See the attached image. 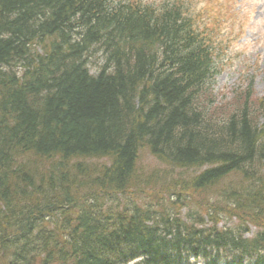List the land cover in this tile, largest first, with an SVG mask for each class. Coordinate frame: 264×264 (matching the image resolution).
<instances>
[{"label": "trees", "instance_id": "16d2710c", "mask_svg": "<svg viewBox=\"0 0 264 264\" xmlns=\"http://www.w3.org/2000/svg\"><path fill=\"white\" fill-rule=\"evenodd\" d=\"M194 22L181 0H0V264H264V97L215 105Z\"/></svg>", "mask_w": 264, "mask_h": 264}, {"label": "rangeland", "instance_id": "374dc122", "mask_svg": "<svg viewBox=\"0 0 264 264\" xmlns=\"http://www.w3.org/2000/svg\"><path fill=\"white\" fill-rule=\"evenodd\" d=\"M181 1L185 2L195 18L194 26L197 31L208 38L210 46L216 49V63L219 72L210 84L213 94L210 98L215 100V105H221L223 110L240 107L249 81L251 82V97L248 102L255 104L257 99L263 98L264 0ZM235 96L237 99L234 100ZM259 109L258 105L252 110L256 126L264 123V114L257 113ZM94 162L95 165H99L105 161ZM137 166L139 169L137 170L143 174H148L151 170L160 171L162 168L145 151L140 153ZM262 172L264 173V166ZM195 173L196 170L193 169L173 170L172 176L176 177V180H181L188 179ZM255 231L253 226L248 225V232L245 236H250Z\"/></svg>", "mask_w": 264, "mask_h": 264}]
</instances>
